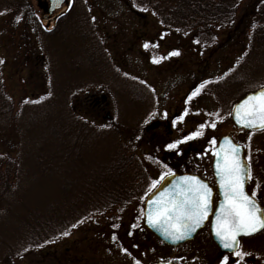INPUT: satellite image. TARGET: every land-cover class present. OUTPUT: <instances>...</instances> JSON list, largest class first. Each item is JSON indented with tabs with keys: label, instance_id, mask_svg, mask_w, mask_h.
<instances>
[{
	"label": "rangeland",
	"instance_id": "1",
	"mask_svg": "<svg viewBox=\"0 0 264 264\" xmlns=\"http://www.w3.org/2000/svg\"><path fill=\"white\" fill-rule=\"evenodd\" d=\"M127 1L90 0L87 5L93 10L89 34L102 46L104 60L97 58L94 63L87 59L86 48L76 35L77 25L68 15V20L61 21L64 30L40 44L32 28L24 40L0 19L3 87L13 104V114L22 105L24 112L34 96L49 94L55 102L59 98L75 116L91 107L90 129L112 131L111 124L101 119L109 117L122 127L116 119L123 116L121 120L132 126V195L141 197V207L154 190L149 191L152 182L159 181L162 174L209 172L214 148L209 141L229 136L242 146L245 158L252 163L249 187L264 202V137L259 146L250 134L238 132L230 119L232 102L244 95V89L261 83L264 73L258 72L252 82L238 88L223 84L221 79L236 62L239 46L229 45L222 38L217 45L201 48L183 34L163 30L153 15L135 14ZM30 2L39 20L42 12L38 3ZM67 2L70 9L71 0ZM172 52L179 55L172 56ZM154 59L159 62L153 63ZM218 82L221 89L216 88ZM197 88L199 93L189 100ZM213 122L215 129L210 127ZM202 124V136L178 144L176 149L167 148ZM30 132L38 134L42 144L48 143L47 128L34 124ZM114 139L110 134L93 142L92 151L97 156L108 148L112 152ZM138 213V205L131 206L124 226L113 216L92 220L69 237L29 252L15 264H199L194 261L195 242L182 248H164L148 234L134 232Z\"/></svg>",
	"mask_w": 264,
	"mask_h": 264
},
{
	"label": "trees",
	"instance_id": "2",
	"mask_svg": "<svg viewBox=\"0 0 264 264\" xmlns=\"http://www.w3.org/2000/svg\"><path fill=\"white\" fill-rule=\"evenodd\" d=\"M89 2L71 0L68 13L58 20L51 33L40 27L30 0H0V19L13 27L10 29L17 30L24 40H28L32 28L40 44L64 30L61 21L69 16L70 22L77 25L76 35L86 48L87 59L92 63L97 58L104 61L102 46L89 34L93 11L87 6ZM126 3L135 14L153 15L163 30L183 34L201 48L217 45L222 38L229 45L239 46L236 62L220 80L223 84L227 82L238 88L252 82L258 72L264 73V0H129ZM44 7V3L38 5L40 10ZM3 65L0 64V264H15L29 252L69 237L92 220L113 216L116 223L124 226L127 210L136 204L139 213L132 230L150 236L141 226V197L132 195L135 165L132 126H127L128 121L121 120L123 116L116 119L121 122L120 127L117 121L103 117L101 122L111 124L112 131L90 129L87 124L91 107L75 116L59 98L55 102L49 94L34 96L24 112L22 105L13 114V104L3 87ZM261 81L241 94L264 87V80ZM219 82L216 88L221 89ZM235 100L232 104L238 101ZM34 124L47 128L48 143L42 144L41 137L30 132ZM110 134L115 135L112 152L108 148L106 153L95 155L93 142L107 139ZM247 134L260 146L264 131Z\"/></svg>",
	"mask_w": 264,
	"mask_h": 264
},
{
	"label": "snow or ice",
	"instance_id": "3",
	"mask_svg": "<svg viewBox=\"0 0 264 264\" xmlns=\"http://www.w3.org/2000/svg\"><path fill=\"white\" fill-rule=\"evenodd\" d=\"M144 47L148 48V45L145 44ZM170 55L176 56L179 53L172 52ZM158 62L156 59L153 60V63ZM3 63L4 61L0 60V64ZM199 91L200 88H197L188 99L191 100ZM233 112L235 122L241 128L264 131V91L248 96L233 109ZM180 119L182 120L183 117ZM175 123L173 121V124ZM204 127L205 125H200L197 131L182 140L168 144L167 148L176 149L178 144L202 136ZM210 127L215 129L216 123H211ZM209 143L215 146L217 140L212 139ZM212 155L216 157L215 175L218 178L219 195L223 199L214 210L215 219L211 222V230L220 246L238 258L235 262L238 264L250 255L240 250L238 237L252 236L264 230V214L257 206L255 190L251 195L245 190V179H251V171L248 169L246 172L242 166L239 147L225 137L219 144V150H213ZM172 175L171 171L162 174L159 181L152 182L149 191L155 189L166 176ZM212 197L213 192L208 184L195 176L180 177L170 191L161 192L151 201L147 224L151 228L160 230L165 238L171 239L173 243L184 240L208 220L209 212L213 210ZM220 264H233V262L230 256L223 255Z\"/></svg>",
	"mask_w": 264,
	"mask_h": 264
},
{
	"label": "flooded vegetation",
	"instance_id": "4",
	"mask_svg": "<svg viewBox=\"0 0 264 264\" xmlns=\"http://www.w3.org/2000/svg\"><path fill=\"white\" fill-rule=\"evenodd\" d=\"M192 152L194 153L195 151ZM194 158L196 157L193 156V159ZM244 159L248 164L249 169H251L252 163L248 162V160L245 158V155H244ZM211 160H212V156H211ZM209 168H210L209 172L205 171L204 173H194V172L192 173L189 171L173 173L180 175L186 174V175L195 176L199 178L201 181L206 182L213 192V197H212L213 210L211 211V214L208 220L205 222L203 228L196 233V235L192 238V240L180 245L177 248L186 247L195 242L197 243L196 244L197 249L194 255L195 263L198 262L199 264H216V263L219 264L221 261V257L223 255H228L230 256V259L233 262V264H235L238 258H236L232 252L220 250L218 245L215 243L213 236L211 235V231H210L211 220L214 215V210L221 201V198L216 190V183H215L214 174L211 169V162ZM250 183H251V179H247L245 190L249 195H251V193L253 192L252 188L249 187ZM255 200L264 214V202L262 198L259 196H255ZM203 232H205L206 234L202 235ZM199 238L202 239L203 241L201 240L199 241ZM238 240L241 245L240 250L250 254L246 256L242 261H239L238 264H264V230L260 231L259 233L253 236L247 238H239Z\"/></svg>",
	"mask_w": 264,
	"mask_h": 264
},
{
	"label": "water",
	"instance_id": "5",
	"mask_svg": "<svg viewBox=\"0 0 264 264\" xmlns=\"http://www.w3.org/2000/svg\"><path fill=\"white\" fill-rule=\"evenodd\" d=\"M35 1L36 2L42 1V2H45L46 3V7L44 8V13H43V15L41 16V19H40V24L43 27H45V29H46L47 32L53 31V29L55 27L54 20L56 18H58L59 16L65 14L66 11H67L66 0H35ZM262 91H264V88H260V89H258L256 91L252 92V93L247 94L246 96H244L242 99H240L233 106V108L231 110V122H232L233 126L236 129L242 130V131H246V132L261 131V130H256V129L241 128L240 125L236 124V122H235V118H234L235 113L233 112V109L236 108L239 104H241L248 96L256 95V94H258L259 92H262ZM225 137H228V136H223V137H221L218 140L217 145H216V147H215L214 150H219V144H220V142L223 141V139ZM228 138L231 140L230 137H228ZM238 147H239V158H240V162H241L242 166L245 168V171L247 172L248 171V166H247V164L245 163V161L243 159V151H242V148L240 146H238ZM215 161H216V157L213 156V160H212V172H213L214 178H215L216 190H217V193L219 194L218 178L215 175ZM183 176H191V175H186V174H183V175L173 174L172 176H166L165 179L159 183L158 187L150 195L147 196V198L144 201L143 210H142V216H143L142 225H143V227L149 233H151L155 238H157L161 243H163L164 245H166L168 247H173V248L178 247V246H180V245H182V244H184V243L192 240V238L196 235V233L201 228H203V226H204V224H205V222L207 220L204 221V223L202 224V226L200 228H197L195 232L191 233L188 236V238L173 243L171 241V239L165 238V236L163 235V233L160 230H158L157 228H151V227L148 226V224H147V214H148V211H149L150 206H151V201L155 200L160 195L161 192L170 191L172 189L173 184L176 181H178L180 179V177H183ZM197 179H199V178H197ZM246 181H247V179H245V186H246ZM202 182H204V181H202ZM204 183H206V182H204ZM220 198H221V201H222L223 198L221 196H220ZM257 206L259 207L258 204H257ZM261 213L263 214L262 210H261ZM210 214H211V211L209 212V216H210ZM214 219H215V216L213 215V218H212L211 222ZM210 231H211V235L213 236V239H214L215 243L218 245V247L220 248V250L230 252L229 250L223 249L220 246L219 241L216 239V237L212 233L211 225H210ZM259 232H257V233H259ZM257 233H255V234H257ZM247 237H250V236H240V237H238V239L239 238H247ZM157 264H171V263H157Z\"/></svg>",
	"mask_w": 264,
	"mask_h": 264
}]
</instances>
